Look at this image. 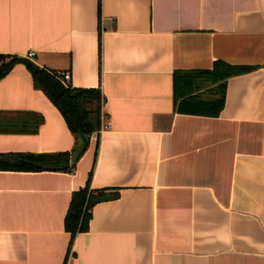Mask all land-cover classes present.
I'll return each mask as SVG.
<instances>
[{
	"label": "crops",
	"instance_id": "crops-1",
	"mask_svg": "<svg viewBox=\"0 0 264 264\" xmlns=\"http://www.w3.org/2000/svg\"><path fill=\"white\" fill-rule=\"evenodd\" d=\"M0 56L101 90L111 124L71 173L0 172V264H264V0H0ZM216 62L250 68L221 113L178 111L175 73ZM82 145L23 64L0 81V155ZM88 183L119 196L72 242Z\"/></svg>",
	"mask_w": 264,
	"mask_h": 264
},
{
	"label": "trees",
	"instance_id": "trees-1",
	"mask_svg": "<svg viewBox=\"0 0 264 264\" xmlns=\"http://www.w3.org/2000/svg\"><path fill=\"white\" fill-rule=\"evenodd\" d=\"M10 61L4 63V59ZM23 64L32 75L34 88L43 92L62 114L69 130L76 138L84 137L87 147L93 135L103 125L105 99L99 89H73L61 80V74L40 68L20 57L0 56V81L16 65ZM250 68L216 62L211 71L176 72L175 99L178 111L192 115L217 117L224 107L226 82L229 78L248 72ZM214 97L205 99L199 91L206 85H216ZM86 147V148H87ZM78 161L70 153L0 155V172H73ZM118 192L94 191L88 183L75 192L65 219V229L72 242L79 233L87 232L95 205L118 198Z\"/></svg>",
	"mask_w": 264,
	"mask_h": 264
},
{
	"label": "built area",
	"instance_id": "built-area-1",
	"mask_svg": "<svg viewBox=\"0 0 264 264\" xmlns=\"http://www.w3.org/2000/svg\"><path fill=\"white\" fill-rule=\"evenodd\" d=\"M34 56H35L34 53H30V54L28 55V58H29V59H32ZM61 80L63 81L64 84L67 85L68 82L70 81V75L67 74V73H64V74L62 73V74H61ZM110 128H111V124H110V122H108V119H106L105 116H104V117H103V125H102L101 130L99 131V133L93 135V137H94L95 139H98V137H99L104 131L109 130Z\"/></svg>",
	"mask_w": 264,
	"mask_h": 264
},
{
	"label": "water",
	"instance_id": "water-1",
	"mask_svg": "<svg viewBox=\"0 0 264 264\" xmlns=\"http://www.w3.org/2000/svg\"><path fill=\"white\" fill-rule=\"evenodd\" d=\"M81 139H82L83 145L79 149L78 153L76 154L74 158V162H76L82 156V154L85 152L86 147H87L86 139L84 137H81Z\"/></svg>",
	"mask_w": 264,
	"mask_h": 264
},
{
	"label": "rangeland",
	"instance_id": "rangeland-1",
	"mask_svg": "<svg viewBox=\"0 0 264 264\" xmlns=\"http://www.w3.org/2000/svg\"><path fill=\"white\" fill-rule=\"evenodd\" d=\"M10 61L9 58L4 59V63Z\"/></svg>",
	"mask_w": 264,
	"mask_h": 264
}]
</instances>
